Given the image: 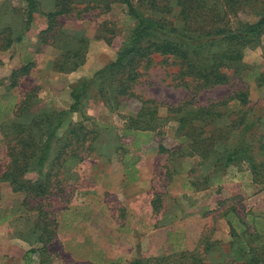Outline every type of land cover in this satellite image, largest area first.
Instances as JSON below:
<instances>
[{
	"label": "rangeland",
	"instance_id": "rangeland-1",
	"mask_svg": "<svg viewBox=\"0 0 264 264\" xmlns=\"http://www.w3.org/2000/svg\"><path fill=\"white\" fill-rule=\"evenodd\" d=\"M205 1L201 15L192 13V20L184 24L178 15V0H168L171 11L164 19L184 34L186 29L210 27L217 11L224 13L225 3L217 1L223 4L217 9L212 7L214 0ZM35 3L31 24L26 27L25 1L0 0V264H131L137 258L195 250L201 235L214 243L208 260H231L232 242L222 210L235 206L242 218L256 215L262 221L264 189L252 183L244 167H231L225 174L205 180L209 168L200 165L199 157L178 156L177 151L189 154L190 148L187 139L176 136L173 120L164 121L160 133L126 126L125 118L137 114L140 101L109 99L114 81L106 74L100 79L96 76L128 42L135 22L126 7L117 0H110L106 8L77 6L58 16L52 30L46 31V15L55 10V0ZM260 8V3L237 5L235 16H228L223 23L229 29H236L238 21L254 23ZM139 11L153 15L146 7ZM8 39L10 46L5 48ZM242 53L247 66L241 73L243 80L236 78L229 85L200 91L197 104L247 89L251 112H262L264 84L258 86L256 78L264 74V48L247 47ZM25 65L28 74L11 87V71ZM145 67L134 92L159 103L158 116L166 117V106L183 102L188 92L173 87L175 64L160 63V57L155 56ZM92 79L95 83L67 115L49 152L52 160L69 125L84 124L96 134L84 159L66 163L56 178L58 184H53L52 178L49 194L43 197L13 191L2 178L10 167L11 153L18 148L11 126H25L32 142L38 140L58 113L69 111L72 88ZM261 119L253 134L255 141L264 134V114ZM20 180L35 188L43 177L33 166ZM157 194L160 196L155 197ZM44 227L52 237L46 249L42 244Z\"/></svg>",
	"mask_w": 264,
	"mask_h": 264
},
{
	"label": "trees",
	"instance_id": "trees-1",
	"mask_svg": "<svg viewBox=\"0 0 264 264\" xmlns=\"http://www.w3.org/2000/svg\"><path fill=\"white\" fill-rule=\"evenodd\" d=\"M24 1L26 7L23 16L25 26L29 27L36 3L35 0ZM117 1L126 7L128 15L135 22L134 27L128 42L117 53L114 61L96 76L99 78L106 74L105 76L114 81V90L109 99L117 102L121 97H126L140 101L141 107L137 114L125 118L128 120L126 126L130 130L160 133L164 121L173 120L177 124L176 136L187 139L190 148L189 154L177 151L178 156L199 157L200 165L205 164L209 168L203 176L205 180L210 176L225 174L231 167H244L248 170L252 183L259 189H264V134L258 141L253 138L255 130L263 121L261 116L264 109L260 113L251 112L247 89H240L204 105H199L196 101L197 94L202 90L229 85L236 78L243 80L241 73L247 66L242 61V49L260 45L264 48V0H214L212 7L217 9L225 3L222 7L224 13L217 11L216 19L210 27L186 29V34L182 30L174 29L171 23L165 21L164 16L171 11L168 0ZM217 1H222L223 4ZM109 2L110 0H55V10L46 15V31L52 30L58 16L76 10L77 6L106 8ZM206 3L205 0H178V15L186 24L192 20V13L196 14L205 9ZM251 3L261 5L256 22L238 21L236 29H229L226 23H223L228 16H235V6ZM141 7L151 10L153 15H143L139 11ZM188 34L194 35L187 38ZM10 42L11 39H8L5 48L10 46ZM155 56L160 57V63L177 66L173 74V87L184 88L189 96L181 103L166 106V117L158 116L159 103L143 99L134 92L135 84L143 75L141 68L150 65ZM28 72L27 65L11 71L10 86L14 87L17 79ZM94 83L92 79L72 88L70 97L73 103L69 111L58 113L54 123L43 131L38 140L32 142L25 126H11V133L15 135L14 146L18 148L11 153L10 167L2 178L3 181L9 182L13 191H30L29 194L34 197H43L49 194L50 180L55 178L53 184L57 183L59 171L66 163L84 159L96 138L95 132L86 130L84 124L69 125L64 143L52 160H49V152L52 138L65 122L67 115L78 107L82 94ZM256 84H264V74L257 75ZM87 141L89 145L86 144ZM159 149L165 151L163 147ZM174 154L173 151L171 155ZM47 163L49 165L46 168ZM33 166L43 177V181L35 188L20 180ZM159 196L160 194L155 195ZM154 208L156 207L153 205ZM250 216V219L242 218L235 206L222 210V218L227 223L232 242L231 260H208L207 255L214 243H210L208 238L201 235L199 246L195 250H182L177 254L147 260L137 258L131 264H264V220L260 221V217L256 215ZM47 228L44 227L43 249H46L52 240Z\"/></svg>",
	"mask_w": 264,
	"mask_h": 264
},
{
	"label": "crops",
	"instance_id": "crops-1",
	"mask_svg": "<svg viewBox=\"0 0 264 264\" xmlns=\"http://www.w3.org/2000/svg\"><path fill=\"white\" fill-rule=\"evenodd\" d=\"M234 168H235V169H238V170H241V168H240V169H239V168H236V167H234ZM244 173L247 174V175L249 174L248 170L245 171Z\"/></svg>",
	"mask_w": 264,
	"mask_h": 264
}]
</instances>
